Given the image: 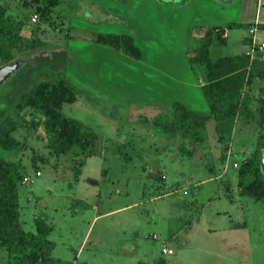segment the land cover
Instances as JSON below:
<instances>
[{
	"label": "rangeland",
	"instance_id": "374dc122",
	"mask_svg": "<svg viewBox=\"0 0 264 264\" xmlns=\"http://www.w3.org/2000/svg\"><path fill=\"white\" fill-rule=\"evenodd\" d=\"M55 1L0 0L7 14L24 23L20 34L42 43L15 54L10 64L0 63L7 71L0 81V115L14 118L13 135L24 144L18 151L0 149V157L20 158L25 166L27 181L18 185L19 222L33 232V219L40 217L51 228V259L35 264H157L159 259L164 264H264V199L236 189L237 168L256 147L254 117L236 116L231 134L222 124L225 134L229 128L225 137L209 119L201 131L203 144L191 158L180 154V133L166 132L154 121L170 118L172 99L201 109L205 100L199 89L184 82L166 92L165 62L156 61L148 70V44L140 47L138 60L93 42L94 35L84 46L86 32L110 29H102L108 24L101 22L102 30L91 29L102 13L93 8L89 15L85 3L90 0ZM43 6L50 7L45 16L35 11ZM196 46V39L190 40V55ZM192 66L200 83L198 64ZM61 76L78 91L75 101L62 104V114L94 134L88 155L50 154L42 127L27 125L24 111L12 110L21 92ZM262 85L254 80L244 91L246 106ZM162 247L171 252L162 253ZM0 264H7L2 247Z\"/></svg>",
	"mask_w": 264,
	"mask_h": 264
},
{
	"label": "trees",
	"instance_id": "16d2710c",
	"mask_svg": "<svg viewBox=\"0 0 264 264\" xmlns=\"http://www.w3.org/2000/svg\"><path fill=\"white\" fill-rule=\"evenodd\" d=\"M55 3V0H48L49 5ZM261 5L264 7V0ZM49 8L36 7L35 11L45 16L49 13ZM23 25L20 19L7 14L0 5V63L3 65L14 62L15 54H26L42 44L36 39L22 36L20 32ZM230 26L231 24L211 28L196 52L187 58L190 66L198 64L197 68L203 75L204 80L200 88L207 109L192 110L180 101H172L170 118L156 119L154 124L166 132H179L184 142L178 145L177 151L190 158L193 151L204 142L201 131L207 119L220 121L244 115L248 120L254 117L257 126L256 147L249 156L241 160L237 168L236 189L239 195L259 200L264 199V163L261 162V149L264 150L262 87L259 89V95L251 101V107L244 104L243 94L254 80L263 84L264 59H261L260 65H250L248 55L244 53L209 57L207 47L212 33L215 35L213 37L216 46H222L225 42V31ZM260 27L264 31V23ZM93 42L107 45L129 58H141L140 49L128 34L98 33L94 35ZM75 89V85L62 76L38 81L18 95L12 108L15 113L24 111L28 116L27 125L33 128L42 127L44 145L54 156L70 151L74 155L79 152L89 154L88 147L94 137L93 132L84 129L80 121L66 117L61 112L63 103H71L77 98L78 91ZM16 128L14 118L0 115L1 150L18 151L23 147L24 144L13 135ZM37 159L40 162L46 161L41 156ZM77 163L78 166L83 164L81 159ZM74 172L77 177L79 169L76 166ZM24 176L25 166L20 158L10 160L0 157V247L6 251L7 264H35L37 261L51 259L49 253L53 243L47 238L50 226L42 218L34 217V231L31 232L24 231L19 222L18 185ZM87 180L91 181L88 178ZM157 264L164 263L159 259Z\"/></svg>",
	"mask_w": 264,
	"mask_h": 264
},
{
	"label": "crops",
	"instance_id": "0c3cea01",
	"mask_svg": "<svg viewBox=\"0 0 264 264\" xmlns=\"http://www.w3.org/2000/svg\"><path fill=\"white\" fill-rule=\"evenodd\" d=\"M262 1L138 0V4L134 5L136 0H90V3L87 2L85 5L87 8H91L90 11L87 10L90 16H92L91 12H94L93 8L102 13L101 20L99 17L98 24L92 25L91 29L110 28L108 31H96L95 34H128L139 49L143 44H148V58L152 62L148 65L149 71L154 70V62L159 60H162V63L165 62L161 77L168 79L163 83L166 92L169 91L168 87L172 88L175 85L179 87V84L183 86L184 82L189 83L185 86H193L201 92L200 85L203 81L198 83L195 80L194 69L189 65L187 58L196 52L205 34L211 28L231 24L225 31V42L222 46H216L213 37L215 35L212 33L211 41L207 47L209 57L244 53L248 55L250 65L261 64L260 54L252 46L251 41L252 39H256L255 42L260 41L264 37V31L260 27L264 23ZM100 22L109 26L103 25L101 29ZM250 28H253V33L249 32ZM115 29L117 30L115 31ZM95 34L86 32L82 36L87 40L84 46L89 45L88 40ZM192 39H196L197 46L193 51L194 53L190 55L187 48ZM99 47L106 54H111V50L106 46L100 45ZM187 75L189 77L184 78ZM172 80L174 81L172 82ZM167 98L166 102L168 104L169 99ZM172 101L175 100L172 99L169 104ZM185 106L189 109L192 108L186 104ZM206 109L207 104L204 102V106L199 110L204 111ZM225 123L230 127L229 133L231 134L232 127L235 126V117L215 121V127L220 137H225L229 130L228 128L225 134L224 128L226 127L222 126Z\"/></svg>",
	"mask_w": 264,
	"mask_h": 264
},
{
	"label": "built area",
	"instance_id": "2783aa9c",
	"mask_svg": "<svg viewBox=\"0 0 264 264\" xmlns=\"http://www.w3.org/2000/svg\"><path fill=\"white\" fill-rule=\"evenodd\" d=\"M31 20L34 21L35 20V15H33L31 17ZM249 32L253 33V28H250L249 29ZM256 40V39H255ZM252 39L251 43H252V46H254V48L258 51V53L260 54V58L263 60L264 59V39L260 40V41H256ZM261 162L264 163V152L261 154ZM235 166V164L233 165ZM38 171H35V175H38ZM27 181V178L23 177L21 182L22 183H25ZM153 238H155L154 235H152ZM161 252L162 253H170V249H165V248H161Z\"/></svg>",
	"mask_w": 264,
	"mask_h": 264
},
{
	"label": "water",
	"instance_id": "95a60500",
	"mask_svg": "<svg viewBox=\"0 0 264 264\" xmlns=\"http://www.w3.org/2000/svg\"><path fill=\"white\" fill-rule=\"evenodd\" d=\"M7 75V71L5 69H0V81ZM262 93H263V99H264V80L262 85ZM263 130H264V123H263Z\"/></svg>",
	"mask_w": 264,
	"mask_h": 264
}]
</instances>
